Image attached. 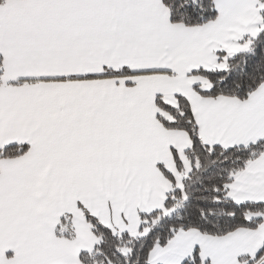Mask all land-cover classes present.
Listing matches in <instances>:
<instances>
[{"label":"snow or ice","instance_id":"snow-or-ice-1","mask_svg":"<svg viewBox=\"0 0 264 264\" xmlns=\"http://www.w3.org/2000/svg\"><path fill=\"white\" fill-rule=\"evenodd\" d=\"M0 264H264V0H0Z\"/></svg>","mask_w":264,"mask_h":264}]
</instances>
